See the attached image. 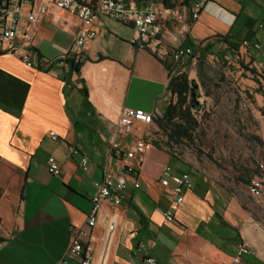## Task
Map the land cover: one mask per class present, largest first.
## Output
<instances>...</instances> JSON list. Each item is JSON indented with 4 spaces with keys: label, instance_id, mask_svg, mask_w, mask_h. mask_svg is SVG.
<instances>
[{
    "label": "crops",
    "instance_id": "crops-1",
    "mask_svg": "<svg viewBox=\"0 0 264 264\" xmlns=\"http://www.w3.org/2000/svg\"><path fill=\"white\" fill-rule=\"evenodd\" d=\"M78 25L75 16L49 5L26 30L39 55L57 58L70 48ZM96 29L74 72L31 69L0 53V264H79L68 249L74 230L85 225L94 182L102 179L104 165L117 175L123 162L109 151L122 107L140 108L153 121L117 136L122 147L135 135L147 146L136 174L139 186L130 184L119 206L105 203L85 238L92 264L103 258L104 264H140L144 253L163 264H228L240 243L249 248L241 264H264V205L252 198L253 215L239 194L189 160L186 146L167 142L157 126L187 144L197 138L204 114L191 103L188 61L136 48L129 42L130 24L100 17ZM243 39L264 41V0L207 1L186 41L201 62L262 100L255 88L264 91V58ZM162 60L173 66L170 73ZM51 130L58 139L48 136ZM257 137L262 146L256 164L264 160V117ZM71 146L88 157L85 172ZM49 156L60 164L56 175L46 168ZM165 165L188 171L192 183L171 222L163 217L170 191L159 182ZM111 214L117 222L104 252Z\"/></svg>",
    "mask_w": 264,
    "mask_h": 264
},
{
    "label": "built area",
    "instance_id": "built-area-1",
    "mask_svg": "<svg viewBox=\"0 0 264 264\" xmlns=\"http://www.w3.org/2000/svg\"><path fill=\"white\" fill-rule=\"evenodd\" d=\"M207 1L209 0H41L34 8V0H0V53L15 55L22 64L31 69L67 70L68 58H74L77 62L83 59V49L97 36L96 24L99 18H109L132 26L133 34L129 42L136 48L149 50L160 58L168 57L175 63L187 60L190 66L187 75L197 85L195 92L201 95L195 79L198 58L186 40ZM49 5L66 11L79 21L70 48L57 58L39 55L33 47V35L26 30L27 26L38 21V15L45 12ZM258 26L262 28L263 24L259 23ZM241 44L259 52L264 58V41L251 42L243 39ZM152 121V114L140 108H121L114 136L109 142V151L113 157H119L123 162L117 175L110 173L104 165L102 179L94 182V192L90 197L91 207L85 225L74 230L68 249L69 253L77 257L79 264H92L93 249L87 245L85 238L91 236V230L97 223L103 205L111 203L119 206L128 186H139L136 174L143 163L147 143L142 136L135 135L122 147L117 141L118 134H131L135 123L149 125ZM48 136L53 140L58 139L52 130L48 132ZM70 155L79 156L78 165L85 172L89 164L88 157L75 146L70 147ZM46 168L51 174L60 172V164L52 156L47 158ZM159 182L170 191L163 217L168 222L174 221L184 201L185 192L192 186L189 172H174L170 165H165ZM246 190L253 199L264 205L263 159L257 162L256 172L247 180ZM116 222L115 214L109 215L104 252L108 249ZM137 250H142L141 245ZM247 253L248 246L240 243L228 264H241ZM100 264H104V258ZM140 264L163 263L144 253Z\"/></svg>",
    "mask_w": 264,
    "mask_h": 264
},
{
    "label": "rangeland",
    "instance_id": "rangeland-1",
    "mask_svg": "<svg viewBox=\"0 0 264 264\" xmlns=\"http://www.w3.org/2000/svg\"><path fill=\"white\" fill-rule=\"evenodd\" d=\"M195 74L201 94L196 97V102L201 106L198 114H204V117H199L201 126L195 147L185 145L188 158L205 172L213 171L226 186L241 194L242 200L254 210L256 205L247 193H243L245 186L240 178H248L254 172L256 154L262 146L261 138V142H258L250 136H258L260 133L264 99H257L258 96L255 98L254 93H250L242 84L239 83L240 87L232 82L231 86L226 80L212 87L211 94L207 96L199 80L198 67ZM227 78L232 79L230 76ZM234 87L238 91H234ZM255 91L264 98L260 86Z\"/></svg>",
    "mask_w": 264,
    "mask_h": 264
},
{
    "label": "trees",
    "instance_id": "trees-1",
    "mask_svg": "<svg viewBox=\"0 0 264 264\" xmlns=\"http://www.w3.org/2000/svg\"><path fill=\"white\" fill-rule=\"evenodd\" d=\"M186 43L189 46H191L193 53L197 55V52H196L195 48L191 45V43H189V42H186ZM197 58H198V67L200 70L199 80L201 82V86L204 90L205 95H207V96L210 95L211 94L210 89L212 87L219 86L220 81L226 80L232 86V81L227 78V76L224 74V72L220 68L212 66L211 64H208L206 62H201V60L199 59V56H197ZM66 61H67L68 67H67V70H64V71L67 72L70 70L71 72H74V66H75L77 61H75L74 58H68ZM162 62L165 64V66L168 70V73H170L171 70L173 69V66L171 64H167L165 60H162ZM258 90L259 89H257V91ZM234 91H238V89L236 87H234ZM197 95H198V93L195 92V96H194V98H192L191 93H190V99H191V103L196 107L197 110H199L201 108V106L196 102ZM157 126L165 134V136L167 138V142H172L173 144H175L177 146L192 145L193 147H195L196 141H199V139L197 138L195 142H192L191 144H185L186 142L181 140L179 137L175 136V134L173 132H169L161 123L157 122ZM201 134H202V131H201ZM250 138L251 139L253 138V139L257 140L258 142H261V140L257 136H250ZM210 159H212V158L210 157ZM255 172H253L248 178H240V181L243 184H246L247 180ZM237 197L241 201V205L245 209L249 210L254 215L253 209L248 207L247 202L243 201L242 197L240 195H238ZM248 199L250 200V198H248ZM251 201L254 203V201L252 199H251ZM1 240H3V239L0 237V241Z\"/></svg>",
    "mask_w": 264,
    "mask_h": 264
},
{
    "label": "water",
    "instance_id": "water-1",
    "mask_svg": "<svg viewBox=\"0 0 264 264\" xmlns=\"http://www.w3.org/2000/svg\"><path fill=\"white\" fill-rule=\"evenodd\" d=\"M77 67H78V62L75 64L76 70H77ZM196 90H197V85L192 81L191 82V96H192V98H194Z\"/></svg>",
    "mask_w": 264,
    "mask_h": 264
}]
</instances>
